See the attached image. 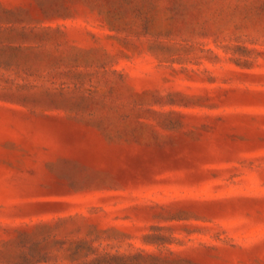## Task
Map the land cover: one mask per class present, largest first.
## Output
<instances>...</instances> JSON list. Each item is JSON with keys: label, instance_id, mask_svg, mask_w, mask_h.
<instances>
[{"label": "rangeland", "instance_id": "obj_1", "mask_svg": "<svg viewBox=\"0 0 264 264\" xmlns=\"http://www.w3.org/2000/svg\"><path fill=\"white\" fill-rule=\"evenodd\" d=\"M0 264H264V0H0Z\"/></svg>", "mask_w": 264, "mask_h": 264}]
</instances>
